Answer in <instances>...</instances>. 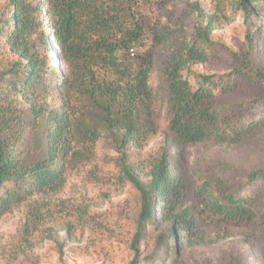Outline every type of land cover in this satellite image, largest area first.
Masks as SVG:
<instances>
[{
	"label": "trees",
	"instance_id": "trees-1",
	"mask_svg": "<svg viewBox=\"0 0 264 264\" xmlns=\"http://www.w3.org/2000/svg\"><path fill=\"white\" fill-rule=\"evenodd\" d=\"M167 1L7 0L0 17V56L8 52L14 57L0 74V95L22 96L30 106L21 110L9 101L0 102V218L36 192L59 189L72 143L81 138L98 140L101 128L124 162L132 158V149L140 152L154 130L149 108L152 59H145V66L134 71L124 55L153 32L159 44L171 41L173 46L162 67L170 141L154 158L124 164L142 198L135 240L148 225L157 226L154 209L160 220L172 221L164 236L159 234L171 241L172 251L178 233L182 238L187 232L202 235L205 218L256 222L259 217L264 223V167L249 172L238 187L229 188L217 175L216 183L202 179L193 189L170 153L171 148L180 153L205 140L235 142L252 133L264 122V93L239 112L224 115L216 98L230 92L236 81L228 74L197 73L191 66L208 59L202 44L209 43L212 31L227 20L225 8L218 5L209 14L193 1L189 10L197 11L201 21L188 28L190 32L183 21L173 30L167 24L156 30L152 11ZM233 4L246 22L257 20L255 33L264 37V0H234ZM52 42L73 60L71 75L65 76L51 64ZM87 64L109 66L117 80L107 88L102 86L95 81L94 71L84 72ZM75 86L83 88L100 107L96 122H73L67 104ZM56 90L63 103L51 106L46 97ZM148 166L152 181L146 189L139 175ZM185 199L193 204L181 210ZM136 262L135 257L131 264ZM233 264L243 263L236 260Z\"/></svg>",
	"mask_w": 264,
	"mask_h": 264
},
{
	"label": "rangeland",
	"instance_id": "rangeland-1",
	"mask_svg": "<svg viewBox=\"0 0 264 264\" xmlns=\"http://www.w3.org/2000/svg\"><path fill=\"white\" fill-rule=\"evenodd\" d=\"M193 1H198L209 14L215 13L218 5L225 8L227 20L212 31L209 43L202 44L208 59L194 63L191 68L207 75L228 74L236 81L230 92L216 98L223 114L231 115L264 93V37L255 33L257 20L246 22L234 0H168L153 9V27L158 30L167 24L173 30L178 21H183L186 32H190V27L201 21L197 11L189 10ZM6 3L7 0H0V17ZM172 49L171 41L159 44L153 32H148L142 45L124 55L134 71L145 66V59H152L149 86L153 94L149 108L154 130L140 152L132 149L129 153L132 158L124 162L102 128L97 131L102 136L98 140L81 138L72 143L62 186L30 195L0 218V264H131L135 257L136 264H233L236 260L243 264H264V223H260L259 217L256 222L205 218L202 235L187 232L182 238L178 233L176 249L172 251L171 241L159 237L173 225L172 221L160 220L154 209L157 226L148 225L135 240L142 198L124 164L152 159L170 141L167 131L170 111L162 89L166 84L162 67ZM49 52L51 64L65 76L71 75L73 60L55 42ZM13 57L8 52L0 56V74L4 65L10 67ZM85 66L84 72L94 71L95 81L106 88L117 80L105 64ZM40 96L43 98L44 93ZM46 99L51 106L63 103L58 90ZM70 99L67 105L73 122L98 120L101 109L83 88H72ZM8 101L16 109L30 106L22 96L0 95L1 103ZM75 151L78 153L72 157ZM170 153L179 161L193 189L202 179L216 183L217 175L229 188L238 187L249 172L264 167V122L235 142L205 140L186 146L180 153L171 148ZM149 169L150 166L139 175L146 189L152 181ZM192 204L193 201L185 199L180 209Z\"/></svg>",
	"mask_w": 264,
	"mask_h": 264
}]
</instances>
